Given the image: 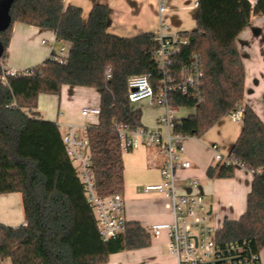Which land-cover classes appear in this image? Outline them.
Masks as SVG:
<instances>
[{
  "label": "trees",
  "instance_id": "16d2710c",
  "mask_svg": "<svg viewBox=\"0 0 264 264\" xmlns=\"http://www.w3.org/2000/svg\"><path fill=\"white\" fill-rule=\"evenodd\" d=\"M65 0H13L9 26L0 31L1 64L7 58L15 23L52 30L69 43L66 62L50 58L30 75L0 80V195L20 194L24 225L0 224V261L9 264H106L110 255L147 248L150 236L137 222H127L120 236L104 242L99 235L83 186L65 152L57 124L38 119L37 98L58 95L62 86L93 88L100 93L98 123L87 139L96 193L105 198L124 191L123 163L116 127L143 128L141 112L127 99V80L148 75L154 88L162 76L152 58L150 34L120 38L106 33L108 7L93 6L88 20ZM264 18V0H197L196 28L180 35L188 44L172 57L171 73L179 75L193 54L201 61V104L173 93L170 102L193 108L178 120L174 133L201 138L222 118L241 111V132L230 155L252 173L246 211L225 220L216 232L218 245L245 242L258 256L264 248V124L243 104L245 71L236 38L252 16ZM107 73L109 76H107ZM235 167L215 164L209 179H230ZM262 170L258 174L257 171Z\"/></svg>",
  "mask_w": 264,
  "mask_h": 264
},
{
  "label": "crops",
  "instance_id": "0c3cea01",
  "mask_svg": "<svg viewBox=\"0 0 264 264\" xmlns=\"http://www.w3.org/2000/svg\"><path fill=\"white\" fill-rule=\"evenodd\" d=\"M248 1L253 6L256 0ZM196 3L197 0H164V12H159V0H65L64 4L66 7L80 8L84 22L88 20L93 6L106 5L109 10L107 34L120 38L150 34L157 45L160 37L174 39L183 32L195 30ZM190 22L194 23L195 28ZM62 46L70 49V44L57 40L52 30L15 23L5 65L13 70L31 69L50 58ZM236 46L245 71L243 104L251 108L264 124V18L261 15L251 17L249 25L236 38ZM99 106L98 90L64 85L58 95H39L36 112L39 120L57 124L63 136L70 126L96 125L98 117H84L81 113L84 109H99ZM132 108L140 110L138 105ZM181 109L186 108H175L178 120L194 114L193 110L187 117H179ZM163 112L162 109L154 126L150 127L151 130L164 132L159 124ZM141 125L149 129L142 114ZM240 132L241 121L235 122L229 115L218 121L201 138H183L181 143V160L188 162L190 167L176 171L177 193L202 196L208 207V218L212 216L213 222L220 224V227L225 220H237L244 214L253 178L249 171L240 166L235 167L234 176L230 179H209L206 170L216 164L212 146L216 145L219 153L227 157ZM152 157L153 152L145 148L122 154V217L126 222L139 223L146 231L152 225L171 221L164 208L165 201L159 194L139 192L144 186L161 183L160 161L156 159L152 162ZM150 173L157 176L151 177ZM193 181L197 183L195 188L189 185ZM22 213L20 194L0 195L1 225L13 228L24 225ZM259 263L264 264V248L259 254ZM0 264L9 262L0 261ZM106 264H176V259L168 253L167 238L162 234L158 238L150 237V245L147 248L110 255Z\"/></svg>",
  "mask_w": 264,
  "mask_h": 264
},
{
  "label": "built area",
  "instance_id": "2783aa9c",
  "mask_svg": "<svg viewBox=\"0 0 264 264\" xmlns=\"http://www.w3.org/2000/svg\"><path fill=\"white\" fill-rule=\"evenodd\" d=\"M164 10V0H159V12ZM187 44L188 38L180 35L174 39L160 37L157 40L152 58L162 78L156 88L148 75L132 76L127 80V99L131 105L148 101L151 106L164 110L159 118L160 127L164 132L145 128L131 131L126 126L119 125L116 131L120 150L124 154L145 148L153 152L152 162L156 159L160 161L161 183L144 186L139 192L156 193L164 199V208L171 221L152 225L147 232L151 238L165 234L168 253L175 257L176 264H257L258 256L249 252L245 242L224 246L217 244V229L208 220V207L202 196L179 195L176 190V171L188 169L190 164L181 160L183 153L181 143L184 137L174 133L178 119L175 116L176 107L171 104L170 97L173 93H179L191 98L195 105L202 102L200 93L202 71L198 54L191 56L188 65L180 70L177 78L171 73L172 57ZM68 54L69 50L62 46L50 59L64 64ZM32 72V68L13 70L1 64L0 80L5 84L7 77L30 75ZM99 113V109H84L81 115L98 117ZM230 116L233 121L239 122L242 112L239 110ZM88 127L70 126L67 133L62 136V141L77 178L83 186L84 196L92 210L99 235L107 242L125 231L127 222L122 217L124 202L120 194L101 198L96 193L87 139ZM211 149L216 164L239 166L231 156L223 157L216 145ZM257 173H262V170H258ZM189 185L195 188L197 183L193 181Z\"/></svg>",
  "mask_w": 264,
  "mask_h": 264
},
{
  "label": "rangeland",
  "instance_id": "374dc122",
  "mask_svg": "<svg viewBox=\"0 0 264 264\" xmlns=\"http://www.w3.org/2000/svg\"><path fill=\"white\" fill-rule=\"evenodd\" d=\"M190 24L191 25H194V23H191L190 22ZM192 27V26H191ZM194 28H195V25L193 26ZM2 64H4L5 65V62L4 63H2ZM244 99V98H243ZM140 106V110H141V114H142V118H143V121H144V123H145V125L147 124V127H149V129H150V127H152V126H154V124H155V121L158 119V116H159V114L161 113V111H162V109H160V108H158V107H153V106H151L150 104H149V102L148 101H142V102H140V103H137V104H134V105H132V107L133 106ZM193 108H186V109H181L180 111H179V114H178V116L179 117H187L188 116V114L189 113H192L193 112ZM138 149H140V148H138ZM137 150V149H136ZM150 176L151 177H156L157 175L155 174V173H150ZM22 210V209H21ZM23 214V213H22ZM208 220H209V222H213V218H212V216H210L209 218H208ZM212 225H213V227L214 228H216V229H218L220 226V224H218V223H215V222H213L212 223Z\"/></svg>",
  "mask_w": 264,
  "mask_h": 264
},
{
  "label": "water",
  "instance_id": "95a60500",
  "mask_svg": "<svg viewBox=\"0 0 264 264\" xmlns=\"http://www.w3.org/2000/svg\"><path fill=\"white\" fill-rule=\"evenodd\" d=\"M13 0H2L0 1V31L5 30L10 24V17L8 14L9 7ZM3 54V47L0 44V59ZM211 214V210L209 211V215Z\"/></svg>",
  "mask_w": 264,
  "mask_h": 264
}]
</instances>
